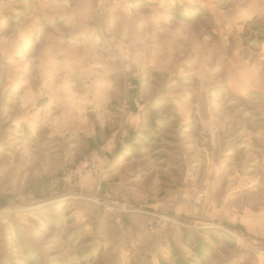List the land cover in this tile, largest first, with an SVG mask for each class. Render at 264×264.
<instances>
[{
	"label": "crops",
	"instance_id": "1",
	"mask_svg": "<svg viewBox=\"0 0 264 264\" xmlns=\"http://www.w3.org/2000/svg\"><path fill=\"white\" fill-rule=\"evenodd\" d=\"M215 1L220 0H197L201 6H212V28L208 31L184 32L182 28L150 24L162 20L161 13H118L122 39L131 44L132 51L99 48V53L96 46L84 43L88 34L76 35L78 14L85 18L89 12L76 13L69 1L40 4L25 18V25L21 24L20 50L6 43L0 47L7 61H11L8 56L14 59L10 63L17 70L5 77L0 93V143H8L18 133L20 147L28 144L34 149L73 134L91 139L98 133L104 149L101 182L110 187L108 176L115 163L119 167L114 174H121V179L138 171L132 164L141 158L124 157L122 161L120 155L133 148L140 134L147 133L143 117L156 100L163 99L173 109L178 128L184 133L195 132L199 165L205 169L196 179L197 188L187 187L195 179L188 171L182 185L159 188L153 195L187 198L191 191L202 188L207 199L196 219L234 228L235 234L241 233L264 253V152H256L254 142L264 146V124L255 126L254 131L243 126L230 132L221 115L223 98L218 91L225 85L226 96L245 98L252 94L264 100V0H231L226 8H214ZM7 7L8 2L0 5V29L4 24L1 14ZM49 14L58 16L51 19ZM50 19L53 21L48 22ZM131 20L145 23L140 27ZM54 21L73 29L69 44H59L58 37H50L43 45L29 43L33 38L38 42L36 37L46 29L42 24L50 26ZM77 37L83 44L75 45ZM127 44L123 42V46ZM175 68L180 77L177 80L172 75ZM150 72L167 75L171 84L179 82L184 90L154 97L140 95L144 78L136 75ZM251 132L254 134L248 135ZM162 169L169 173L166 167ZM120 186L127 195L135 193L125 182Z\"/></svg>",
	"mask_w": 264,
	"mask_h": 264
},
{
	"label": "rangeland",
	"instance_id": "2",
	"mask_svg": "<svg viewBox=\"0 0 264 264\" xmlns=\"http://www.w3.org/2000/svg\"><path fill=\"white\" fill-rule=\"evenodd\" d=\"M48 1L0 0V5L8 2L7 10L1 14L4 24L0 29V47L6 43L11 49L20 50L21 24L25 25V18ZM68 1L71 9L77 8L76 13L89 12L85 18L78 14L81 16L74 22L75 30L77 36L88 34L84 43L96 46L97 53L99 48L116 47L132 51L131 44L122 39L118 13H161L163 19L150 24L182 28L184 32L212 28V6L206 8L197 0H62ZM230 1H215L214 8H226ZM130 23L141 27L145 22ZM48 24H42L46 29L36 37L38 42L33 36L29 43L43 45L50 37H58L59 44H69L73 30L70 25L58 21ZM78 44H83V39L77 37L75 45ZM4 55L0 53L4 61L0 65V93L5 77L17 73L10 63L14 59L8 56L9 62ZM177 72L175 68L172 73L175 80L180 79ZM136 76L145 80L140 83V95L145 97L184 90V85L171 84L167 75L157 72ZM225 87L221 85L218 90L223 98L219 107L230 132L243 126L254 131L255 126L264 124L263 99L252 94L245 98L226 96ZM151 108L142 123L147 133L140 134L133 148L120 155L122 161L124 157L141 158L132 164L138 171L123 180L121 174H114L119 167L115 163L112 175L108 176L111 188L101 182L104 149L100 147L98 133L91 139L73 134L34 149L28 144L20 147L18 133L8 143L1 141L0 264H264L259 246L241 233L235 234L234 228L196 219L207 195L199 208L192 207L191 198L202 188L191 191L187 198L153 195L159 188L182 185L188 171L193 172L195 179L187 187L197 188L196 179L201 178L205 166L199 165L195 132L184 133L178 128L173 109L163 99L156 100ZM251 134L254 133H248ZM254 142L256 152L263 153L264 146ZM90 160L94 168L88 170L83 164ZM165 167L169 173H163ZM151 169L155 171L146 176ZM123 182L135 193L127 195L120 186Z\"/></svg>",
	"mask_w": 264,
	"mask_h": 264
},
{
	"label": "built area",
	"instance_id": "3",
	"mask_svg": "<svg viewBox=\"0 0 264 264\" xmlns=\"http://www.w3.org/2000/svg\"><path fill=\"white\" fill-rule=\"evenodd\" d=\"M92 161L93 160H90L89 162L86 161L83 164V167L87 168L88 170L93 169L94 165L91 163ZM205 197H206V194L204 191L200 190V191L195 192L191 198L192 207L193 208H199L202 205V203L204 202ZM238 240H239V238H238Z\"/></svg>",
	"mask_w": 264,
	"mask_h": 264
},
{
	"label": "trees",
	"instance_id": "4",
	"mask_svg": "<svg viewBox=\"0 0 264 264\" xmlns=\"http://www.w3.org/2000/svg\"><path fill=\"white\" fill-rule=\"evenodd\" d=\"M0 65H4V61L0 59Z\"/></svg>",
	"mask_w": 264,
	"mask_h": 264
}]
</instances>
